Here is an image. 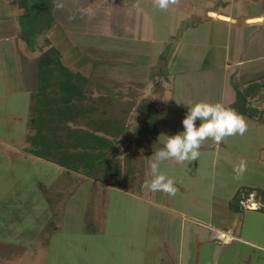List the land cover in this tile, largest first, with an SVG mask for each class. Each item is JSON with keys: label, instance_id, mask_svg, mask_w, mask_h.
Masks as SVG:
<instances>
[{"label": "crops", "instance_id": "obj_1", "mask_svg": "<svg viewBox=\"0 0 264 264\" xmlns=\"http://www.w3.org/2000/svg\"><path fill=\"white\" fill-rule=\"evenodd\" d=\"M4 1L7 11L6 14L0 15V43L9 41L8 46H14L12 48L17 51L19 59V52L23 51L27 45L25 41H21L18 45L14 38L17 40L20 38L18 19L25 13V6L22 5V0ZM190 1L192 0H168L167 7L170 8L168 13L171 14L170 29H166L164 33L156 32L157 26H160L162 22L156 26L154 23L149 26L152 29V39L148 41V50L150 52L152 50V62L147 63L143 68L137 67L138 63L132 62L139 59L136 52H140L134 48L132 42L130 43L135 38H128L125 35L123 37L115 26L124 23L133 10L142 11L139 4L141 2L152 3V9L161 11L157 0H123L122 3L115 4L114 9H109V11L114 10L109 15L113 16V19L102 18L96 21L98 31L94 30V27L90 31L91 25L84 33V36L91 38H94V35L101 37L103 34L109 37L111 43L109 40L108 43L101 42L102 44L95 45L86 37L83 38L82 44L74 42L71 31L66 30L68 24L61 23V18L55 19L51 28L47 30L48 32L46 31L49 36H52L54 46L63 53V64L83 75L90 76L95 71L98 52L101 57H99L101 75L108 73L106 75L108 77L114 74L116 77H124V74L129 73L137 77L142 73L148 75L153 69L152 77L157 79L152 81L162 83L159 85L163 93L159 97L160 103L152 109V112L156 114L155 119H152V127L157 131L158 144L150 147L148 157L151 158V154L153 155L164 146L167 140L165 135H173L179 131L176 124L184 118L187 105L198 101H208L210 98V95L203 96L200 93L196 97L197 100H193L192 91L188 90L187 83L197 78L186 76L198 73V67H192L186 59L181 62L178 58L180 49L190 47L194 51L190 58L195 56V62H193L195 66L199 60L203 63V68L207 64V68L203 70L205 76L199 78L201 83L206 84L210 77H214V74L217 80H221L220 94L215 99V103L220 102L225 107H230L236 100L237 93L232 83L234 74H248L251 71L247 69L264 61L263 53L252 55L247 53L249 44L255 43L261 46L262 42L259 37L245 38L246 30L244 29L248 30L253 24H262L264 21L238 23L216 15L223 14L240 21L264 16V10L256 14L234 15L229 9L232 6V0H198V4L190 3ZM59 3L60 0H56V9ZM58 20L59 22H56ZM99 23H101L100 27ZM86 24L88 25V22ZM173 24L178 25L175 32ZM206 24L209 27L203 29L202 26ZM218 24L224 26V35L228 37L231 35L233 40L231 47H227L224 51L223 66H220L218 62L214 64L216 61L207 63V54L215 55L218 49L222 48L217 42L218 35L223 34L217 27ZM232 24L237 27L232 28ZM183 25L186 27L183 28ZM191 30L195 31L194 36L192 38L185 36ZM202 33L204 35H201ZM137 36L139 39L140 35ZM2 46L6 45L0 44V49H4ZM166 48L173 49L170 57H166L163 52ZM162 56L167 58L165 66H160ZM104 59L107 64L104 63ZM129 63L135 64L137 68L128 65ZM197 66H200V63ZM25 79L22 78L21 87L17 91L21 92L23 89L31 97V90L27 85L28 79L26 81ZM176 109L178 110L175 112ZM249 118L251 119H246V122L247 131L252 135L251 139L259 137L255 153H253L256 158L258 150L262 152L264 149V121ZM240 137H225L219 143L212 139L205 140L200 147L199 158L191 162L178 163L174 159L161 162V171L176 181L175 195L152 192L145 187V184L150 183L151 180L149 167L143 174V181L140 183L142 178H139L134 186L118 187L99 182L90 176L84 177L83 179L89 181L91 185L94 184L93 187L100 183L98 189L107 188V194L110 190H114L135 200L132 205L133 210L130 208L133 211L132 216L128 218L119 216L116 222H114V215L107 216L104 213L105 204L95 205L96 208L86 204L81 209L82 214L77 215L72 221L73 225L68 227V231L65 230L67 234L61 231L62 226L58 224L60 219L51 224L49 217H45L44 229H39L37 232L38 236H44V238L30 241L28 240L30 231L27 223L28 211L24 212L19 229L15 231L13 226L16 225H13L11 221V214H7V206L6 209H2L0 204V264H264V204L260 208L261 202L257 204L251 198H249L251 204L246 203L244 198L239 202L234 201L236 193L243 187L264 189V185L260 183L259 185L246 184L244 171L239 173L233 167V164L237 166L238 163H247L244 153L246 149H243L245 140H241V147L237 144V138ZM261 158L262 156L259 155V160L262 161ZM219 167L223 170L220 171L222 172L220 180ZM59 168L58 165L57 178L52 182L53 184L61 177L62 171ZM65 173L68 177L71 176V171H65ZM233 174L241 176L234 178ZM59 193L63 194L60 187ZM70 195L62 207L64 218L69 217V211L71 212L69 202L75 198V192L73 191ZM254 203L260 207H253ZM118 204H115L112 211H121L126 206L124 203L121 204L122 206ZM43 206V210L46 209L45 205ZM110 207L111 205L107 209L108 213ZM38 219L39 215L35 221L39 222ZM125 222L129 227L127 231L122 228ZM51 228L53 231L56 230L57 234H63L64 241L60 240L59 247L53 246L57 241L56 235L54 233L48 235L50 232L46 231H51ZM6 231L9 234H5ZM46 232L48 234H45ZM121 241L127 243L126 248L119 246ZM114 243H117V246L114 247Z\"/></svg>", "mask_w": 264, "mask_h": 264}, {"label": "rangeland", "instance_id": "obj_2", "mask_svg": "<svg viewBox=\"0 0 264 264\" xmlns=\"http://www.w3.org/2000/svg\"><path fill=\"white\" fill-rule=\"evenodd\" d=\"M122 1L123 0H60L58 5L59 7L56 9L57 5L55 0L52 15H54L55 19L61 18V23L68 24L66 25V30L67 32L71 31L70 34L73 35L71 37L72 40L82 44V41L84 42L83 38L86 37V35L84 36V33L88 26L92 25L89 30L94 27L93 29H97L96 31H98L99 28H97L98 25H96V21H100L102 18H107V20L113 19V16L109 15H111L114 10L109 11V9H114V7H116L115 4L122 3ZM199 1L192 0L190 3H197ZM4 2V0H0V15L6 14L7 11ZM139 4L142 11L133 10V13L126 17L124 23L122 22L117 24L115 28L118 30V33L122 34L123 37L125 35V37L128 38H135V40L130 41V43L132 42L134 48L140 51L136 52L140 60L136 59L132 62L138 63L137 67L143 68L144 65L152 62V50L151 52L148 50V41L152 39V29L149 26H152V23L156 26L159 22H162L160 26H157L156 32L159 34L164 33L166 29H170L169 23L171 20V14L168 13V11H170V8L168 7L163 9L161 8V13L158 9H152V3L141 2ZM229 9L234 15L242 13H260L264 10V0H232V6ZM56 22H59V20ZM87 22L88 25L86 24ZM18 23L20 25V38H18V40L14 38V41H16L18 45L21 41H25L27 45L23 51L21 50L19 52V59L17 58V51L12 48L14 46H8L10 43L9 41L6 40V42L0 43L6 45L5 47L2 46L4 49H0V204H2V209H6L7 206V214H11V221L13 222V225H16L13 226V229L18 231L20 222L23 220L21 217L24 216V212L28 211L27 223L28 230H30L28 240L35 241L38 238H44V236H38L37 232L39 229H44L45 217H49L51 224L58 222V219H60L58 224L60 223L62 226L61 231L62 233L67 234L65 230L73 225L72 221L77 217V215L80 216L82 214L83 210L81 209L84 208L86 204L91 205L90 207L105 204L104 213L107 214V216L114 215V222L117 221L119 216L122 218L131 217L133 214L131 209L135 200L130 196H126L124 193L120 194L118 191L116 192L114 190H110L107 194V188L103 187L104 190L102 188L98 189L100 183L93 187L94 184L91 185L89 181L83 179L84 177H88V175H85L80 171L71 170V176L68 177V174L65 173V171L68 170L61 165H59V169L62 171L59 179L60 183L58 181L53 184L52 182L57 178L58 165L51 161L48 162V160L36 156L28 151L32 147V143L28 140V138L30 135L35 133V128L32 126V122L37 118L36 112L33 113V110L39 106L41 98L37 97L31 100L29 93H26L23 89L21 92H18L17 90L21 87L22 78H26L28 79L27 85L29 88L31 87L34 89H32L33 91H37L39 78L41 77L40 74H38V70L40 68L39 66H44L43 64H46V62L38 64L39 60L43 57L46 59L48 56L49 61L58 60V58L62 61L63 53H61L60 50L54 46L55 44L52 42V36H49L47 33L48 31L37 32L36 29L33 30L32 28H27L23 31L20 18L18 19ZM94 24L95 26H93ZM263 24L264 23L253 24L248 30L244 28L246 30L245 38L259 37L262 42L261 46L255 43H251L249 46L247 45L248 50L246 51L249 55L264 54ZM100 25L101 23H99V27ZM177 26L178 25L176 24L172 25V27L175 28L174 32L176 31ZM235 26V24H232V28ZM185 27L186 26L183 25V28ZM202 27L205 29L209 26L206 24ZM217 27H219L221 33H223L219 34L217 38V40H219L217 42L221 44L222 48H219L215 55L211 56L207 54V63L211 64L213 61H216L214 64H217L218 62L220 66H223L225 59L223 55L224 51L227 47H231L233 40H231V35L229 37L224 35L225 29L222 24H218ZM34 32L37 33L34 34ZM138 34L140 35L139 39L137 36ZM193 34H195V31L191 30L187 32L185 36L192 38L194 36ZM201 35H204V33ZM93 37L94 38L88 36L86 39H89L90 42H93L95 45H97V43L100 45L102 44L101 42L108 43L110 40L109 37L103 34L101 37H96L95 35ZM81 46L86 47L87 45ZM111 46L113 47V44ZM172 51L173 49L166 48L163 52L166 57H170ZM154 52L156 53L157 51ZM179 52L180 55H178V58L181 62L186 59L188 64L192 67H198V73L188 74V76H186L196 77L199 80L193 79L187 83L188 90L192 91L191 96L193 100H197L196 97L202 93L203 96L210 95L208 102L215 103V99H217L220 94L221 80H217L218 78H215L217 76L214 74V77H210L206 84L201 83L199 78L205 76L203 70L207 68V64L203 68V63L199 60L195 66V64H193V62H195V56L192 57L193 60L190 58L194 51H192L190 47H185L184 50L180 49ZM96 57L98 58V63L94 66L95 71L90 76L84 74L89 77L86 81L80 79L81 88L79 90L84 93L85 96H83V98L80 96L74 97V99L70 102L72 104H65L63 99L65 95H68V91H61L60 86L57 85L58 77H54L50 82L51 86L47 89V96L44 98L51 99L50 103H53L52 106L54 107H51L54 109V114L49 117L48 120L50 122L52 121L53 125L45 128V134L52 137L54 139V143L63 144L66 147L70 145V149H73L72 145H74V142L70 138V135H73L72 133L77 134V131L79 130L81 133L86 130H93L97 127V125L105 124V122H108L105 126L110 131H115L117 128L123 127V132H121L117 137L107 135V137H110L111 141H113L112 149L108 150L109 157L113 158L116 162H112L111 168L117 169L118 173L120 168L124 173V168L128 166L127 162L130 161V156L135 155V153H139V150L142 153V156L140 155L138 157L135 170L136 174L134 175L141 177L139 172H141L142 169L144 170L143 173L148 170V160L151 159V157H148L150 149L148 145L151 142L149 140L152 136V119L154 120L156 117V114L152 112V109H154L157 103H160L159 97H161L160 95L163 93V89L159 85L161 82L152 81L157 79V77H152L153 69H151L150 74L147 75L146 73H142L138 74L137 77H134L133 74L129 73L124 74V77H116L115 74L108 77L106 76L108 73L101 75L102 71L99 52ZM105 60L106 59L103 61L107 64V61ZM133 63H129L128 65L136 67ZM199 63L201 67L197 66ZM208 67H210V65H208ZM142 68L141 72H143ZM247 70L251 72L244 75L242 74L243 76L234 74V77H232V83L234 87L235 83L240 85L241 89L245 93L249 90L250 94L252 90L248 87L249 83L247 82L251 81L252 78H257L253 76H257V74L264 71V61L260 62L258 65H253ZM47 73L46 77H52L49 74V71ZM214 95L216 97H214ZM248 101L252 103L253 106L262 110L261 113L256 114L257 116L261 115V118H255L259 121H264V89L257 90L256 95H250ZM32 104L33 110L31 109ZM177 110L178 109H176L175 112ZM9 111H11V113ZM185 111L184 113L186 114L187 111ZM64 113H67L66 115H69L70 118L65 119L64 116L66 115ZM151 115L152 118H150ZM243 116L245 119H251L249 116ZM149 122L150 124H148ZM176 125L179 131L182 130L181 122ZM173 126H175V124H173ZM150 134L151 136H149ZM233 136L240 137L241 135L237 134ZM250 136L252 135L246 131L242 137L237 138V144H240L241 140H245V146L243 149H246L244 153L247 163L244 164L245 170L243 175L246 178V184L252 183L259 185L260 183L264 185V162H262L264 161V149L262 152L258 150L255 158V154L253 153H255L254 150L257 146L259 137L251 139ZM239 147H241V144ZM259 155L262 156V161L259 160ZM240 165V163H238L237 166L233 164V167L238 170ZM201 166H203V164ZM220 171L223 170L219 167V180L222 173ZM113 173L114 172L111 173L110 171H107L105 172L106 175H100H104L105 178L108 177L109 180L114 181V179H118L119 177L118 174H116V177ZM235 176L236 175L233 174L234 178H239L241 175ZM59 187L62 189L63 194L59 193ZM92 189L93 191H98L99 193L93 192ZM260 189L264 191V189ZM73 191L75 192V198L73 201L69 202L71 206V212L69 211L70 218H64L62 217V207L65 201L70 198V194ZM125 193L127 194L126 191ZM244 195L245 196L243 198L246 203L251 204L249 201V198H251L254 199L257 204L261 202V207L258 205L255 207H263L262 204H264V196L261 191H254L251 194L245 193ZM116 203H119V206L124 203L126 206L121 211H112V209L115 208L114 206ZM43 205L46 207L44 210ZM110 205L111 209L108 213L107 209H109ZM49 207H51V209ZM37 215H39V222L35 221ZM126 223L127 222L123 224L122 228L127 231L129 227ZM46 231L50 233L48 234L46 232L45 234L50 235L54 233L56 235L55 238L57 241H55L53 246L59 247L61 243L60 240L64 241L63 234L58 233L59 237L56 233L57 231H53L52 228L51 231ZM5 234L9 233L6 231ZM120 243L119 246L122 245L123 248H126V242L121 241ZM64 245L66 246V243H64ZM115 246H117V243H114V247Z\"/></svg>", "mask_w": 264, "mask_h": 264}, {"label": "trees", "instance_id": "obj_3", "mask_svg": "<svg viewBox=\"0 0 264 264\" xmlns=\"http://www.w3.org/2000/svg\"><path fill=\"white\" fill-rule=\"evenodd\" d=\"M22 5L25 6V13L20 16L23 31H25L27 28H32L33 30L36 29L37 32H43L51 28L55 20L54 15H52V11L55 6V0H22ZM37 32H34V34ZM161 60L160 66H165L167 63V58L162 56ZM43 62H46V64H43L44 66H39L40 68L38 70V74H40L41 77H38L39 84L37 91H33L34 89L30 87L31 100L37 97L41 98L42 100L40 99V104L35 110H33V104L31 107L33 113L36 112L37 118L32 122V126L35 128V133L30 135L28 138V140L32 143V147L29 152L44 158L45 160L61 165L68 171H80L85 175L113 186H134V184L139 181V178H143L144 174V170L142 169V171L139 172L141 177L134 175L136 174L135 170L138 157L142 153L138 150L139 153L131 155L130 161L127 162L128 168H124V173L119 168L120 171L118 173L117 169L111 168V164L114 159L109 157L108 152V150L112 149L113 147V141H111L110 137L108 138L107 135L117 137L121 132H123V127H119L116 130L114 129L115 131H110L105 126V124L108 122H105V124L97 125V127L93 130H86L83 133H81L79 130L77 131V134L72 133L73 135H70V138L74 142V145H72L73 149H70V145L66 147L63 144L54 143V139L45 134V128L47 126L53 125V122L48 120L49 117L54 114V109H52L54 106H52L53 103H50L51 99L44 98L47 96L46 91L51 86L50 82L53 80V78L58 77L57 85L60 86L61 91H68V95H65L63 99L65 104H72L70 102L74 99V97L80 96L83 98V96H85L84 93L80 92L79 90L81 88L80 79L86 81L88 78L81 72L73 71L69 67L65 66L63 62L60 61V58H58V60L49 61L48 56L46 59L43 57L39 60L38 64H42ZM48 71L52 77H46V73ZM253 77L257 78H252L253 80L251 79V81L247 82L249 83L248 87L252 90L250 94L249 90L247 93H245L241 89L240 85L235 83L237 98L230 105V107L234 108L237 112L243 115L253 118H261V115L257 116L256 114L261 113L262 110L256 106H253V104L248 101V98L250 95H256L257 90L264 89V71H262L260 74H257V76L254 75ZM64 114L66 115L67 113ZM64 118L68 119L70 116L66 115ZM150 118H152V115ZM148 124H150V122ZM156 132L157 131H155V129L152 127V136L151 134L149 135L151 136V139L149 140L151 142L148 145L151 148L152 146L155 147L158 144ZM107 171H110L111 173L114 172L113 175L116 177V174H118L119 178L112 181L109 180L108 177L105 178L104 175H100L105 174ZM142 181L143 180L140 179L139 182L141 183ZM254 191H261L264 196V191L260 188L244 187L238 190L234 197V201L239 202L243 199L245 193L251 194Z\"/></svg>", "mask_w": 264, "mask_h": 264}, {"label": "clouds", "instance_id": "obj_4", "mask_svg": "<svg viewBox=\"0 0 264 264\" xmlns=\"http://www.w3.org/2000/svg\"><path fill=\"white\" fill-rule=\"evenodd\" d=\"M160 8L168 6V0H157ZM182 130L173 135H165L167 140L162 148L156 151L149 162L151 171L150 183L145 187L152 192H164L175 195L176 181L160 169L163 161L174 159L178 163L197 160L200 147L207 139L216 143L225 137L244 135L247 131L245 117L234 108L225 107L222 103L198 101L187 105V112L181 121ZM245 169L242 163L237 170L242 173Z\"/></svg>", "mask_w": 264, "mask_h": 264}, {"label": "bare ground", "instance_id": "obj_5", "mask_svg": "<svg viewBox=\"0 0 264 264\" xmlns=\"http://www.w3.org/2000/svg\"><path fill=\"white\" fill-rule=\"evenodd\" d=\"M217 16H219L220 18L222 19H230V20H233V21H236L238 23H253V22H258V21H264V16H261V17H256V18H247V19H243V20H235V19H232V18H229L228 16H225L223 14H216ZM257 204L254 203L253 204V207H255Z\"/></svg>", "mask_w": 264, "mask_h": 264}]
</instances>
